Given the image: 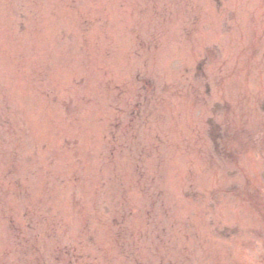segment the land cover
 Here are the masks:
<instances>
[{
    "label": "rangeland",
    "instance_id": "obj_1",
    "mask_svg": "<svg viewBox=\"0 0 264 264\" xmlns=\"http://www.w3.org/2000/svg\"><path fill=\"white\" fill-rule=\"evenodd\" d=\"M236 73L264 0H0V264H264V173L215 150L262 122Z\"/></svg>",
    "mask_w": 264,
    "mask_h": 264
},
{
    "label": "flooded vegetation",
    "instance_id": "obj_2",
    "mask_svg": "<svg viewBox=\"0 0 264 264\" xmlns=\"http://www.w3.org/2000/svg\"><path fill=\"white\" fill-rule=\"evenodd\" d=\"M246 84L247 85H245V89H244V91L246 90V94H247L246 100L250 102L251 104H253L254 106L258 107L260 102L257 100L256 95L253 94L255 92L252 90L251 80L249 79ZM255 91L256 93L261 94V92L258 90L256 85H255ZM250 111L252 112V109H250ZM236 124H237L236 121L233 120V125L236 126ZM248 129L250 131L253 129V122H248ZM238 130H241V128H239ZM260 132L262 133L264 132V127L261 129ZM261 145H264V136L262 137ZM262 149H264V147Z\"/></svg>",
    "mask_w": 264,
    "mask_h": 264
}]
</instances>
